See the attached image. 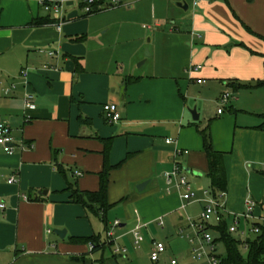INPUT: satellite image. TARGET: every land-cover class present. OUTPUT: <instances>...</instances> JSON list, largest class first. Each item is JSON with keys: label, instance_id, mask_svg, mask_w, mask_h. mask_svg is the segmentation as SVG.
I'll return each instance as SVG.
<instances>
[{"label": "crops", "instance_id": "0c3cea01", "mask_svg": "<svg viewBox=\"0 0 264 264\" xmlns=\"http://www.w3.org/2000/svg\"><path fill=\"white\" fill-rule=\"evenodd\" d=\"M151 1L120 0L115 6L112 0H98L92 13L80 1L67 2L55 14L45 12L39 0H0V81L18 83L13 95H0V123L13 139L12 154L0 146V264H118L128 250L117 242L133 230L155 225L165 240L176 241L180 229L192 236L186 216L196 220L201 205L186 204L182 210L180 197L165 193L162 174L176 160L190 175L186 179L197 198L210 190L196 130L208 123L214 149L223 153L226 211L242 215L250 198L254 217L264 218V130L259 129L264 88L234 92L264 76V0H172L186 14L183 30L171 27L169 33H187L192 63L181 74L136 75L129 64L135 51L129 58L102 35L112 19L118 23ZM135 59L142 55L137 52ZM22 70L35 96L34 110L23 106ZM225 91L234 98L229 110L207 119L199 103L218 101ZM192 103L197 121L190 113ZM105 104L117 106V123L104 119ZM168 139L173 143L166 144ZM104 152L108 164L119 167L110 171L107 201L112 207L100 220L72 203L66 188L75 181L80 191H97ZM10 178L15 183L8 184ZM128 206L136 209L134 220ZM119 213L123 220L116 217ZM127 222L133 227L124 232ZM240 224L246 227L242 219ZM50 227L65 230L64 238L51 237ZM108 232L113 235L110 248L92 250L90 244L69 241L99 236L106 243ZM131 245L140 246H134L133 236ZM116 248L124 252L114 253Z\"/></svg>", "mask_w": 264, "mask_h": 264}, {"label": "rangeland", "instance_id": "374dc122", "mask_svg": "<svg viewBox=\"0 0 264 264\" xmlns=\"http://www.w3.org/2000/svg\"><path fill=\"white\" fill-rule=\"evenodd\" d=\"M78 0H64V5L67 2H76ZM151 1V0H148ZM155 4L148 3L147 8H143L139 13L127 14L126 16H121L118 21L112 19V25L110 30L103 34L102 37L104 40L111 38L112 41L117 42V46L122 50L124 55L128 54L130 58V53L135 51L134 58L129 59L131 68L137 74H147L151 75L153 73H183L184 69L192 63L189 59L190 48L187 46V41L185 36L187 33H169L171 27H180V24L185 23L182 18L186 12L178 10L172 3V0H154ZM155 6L156 9L153 10ZM155 12V15H154ZM187 14H190L187 12ZM149 27V30L145 29ZM181 31L183 27L179 28ZM105 31V30H103ZM102 31V32H103ZM101 32V33H102ZM148 51L149 56L145 55V52ZM142 55V59L137 61L135 59L136 53ZM141 62H143L141 64ZM169 65L173 66L172 69L168 68ZM165 68H168L166 70ZM184 79L186 75H182ZM234 98H231L229 103L223 107L219 105V102L214 100L213 102L199 103V109L203 106V112L207 116V119L213 117L217 109L222 108L224 112L229 110L230 102ZM197 109L196 105L192 103V109ZM198 113V112H197ZM202 121V120H201ZM208 121V120H207ZM198 123V122H196ZM191 179L190 175H186ZM250 199V198H247ZM246 199V200H247ZM251 200V199H250ZM128 213L132 220L136 218V209L134 207L128 206ZM110 214V213H109ZM120 214V213H119ZM118 216L120 219L125 217L121 213ZM114 217V216H113ZM88 218H91L88 216ZM112 220V218L110 219ZM168 218L164 219V227ZM98 221H96L97 224ZM187 225V224H186ZM132 223H126L124 232H128L132 228ZM153 227V228H152ZM146 230H141L140 233L143 235L144 241L140 244L139 247L133 249L131 245L132 236L125 235V238L118 241L117 245L120 246L124 243L127 247L128 253L126 259H123L118 262V264H170V261H175L176 264H203V261L192 262L191 260V246L184 240L181 241L180 237L177 234L176 241L164 239V234L159 232L158 228L154 226ZM240 229L245 227L241 224L239 225ZM51 231V237H55L54 228H47ZM152 230L156 231V235L149 234ZM185 230V229H184ZM117 234V229L113 228L111 232ZM101 232V231H100ZM190 233L188 230H185L184 234ZM149 234V236H148ZM210 234L216 238V234L210 232ZM254 236L249 235V239H252ZM155 242H161L166 247V254H164L161 260L158 263H153L149 259L150 254V242L151 240ZM242 255L246 256V250H242ZM108 256L109 252L106 253ZM215 256L220 260L225 258V251L222 244H216Z\"/></svg>", "mask_w": 264, "mask_h": 264}, {"label": "built area", "instance_id": "2783aa9c", "mask_svg": "<svg viewBox=\"0 0 264 264\" xmlns=\"http://www.w3.org/2000/svg\"><path fill=\"white\" fill-rule=\"evenodd\" d=\"M85 6V11L87 13H92L94 11V6L98 0H78ZM63 0H39V4L45 12H51L57 14L62 4ZM112 4L117 6L120 5V0H112ZM26 70L20 72V78L22 79V86L25 88L23 95V106L25 110H34V94L28 90V84L26 82ZM200 83V81H198ZM18 87V83L12 81L9 83H4L0 81V95L3 97H9L13 95ZM231 98V93L225 91L221 94L218 102L220 106L226 105ZM222 108L217 110L218 114L222 113ZM102 113L104 119L108 123H117L120 120V113L118 108L114 104H105L102 107ZM13 139L10 136L9 128L6 124L0 123V146L5 148V151L12 154L11 144ZM171 139L166 140V144H172ZM177 155H180V151H176ZM76 175H80L76 173ZM162 178L165 183V193L170 195L176 193L184 205L181 209L184 210L186 204L198 203L201 205V211L196 220L186 216V222L188 228L193 232L192 236H187L184 234V230L180 229L178 235L181 239H186L191 245V260L192 262L203 261V264H221V261L215 256L216 244L214 243V238L209 231L206 230L208 226H216L224 219L230 220L228 225V232L235 235L242 241L249 238V235L257 234L259 232L258 225H264V218L256 219L254 217L255 203L247 199L245 201V211L242 215H232L229 214L225 209V193L220 192L213 194L211 190L203 191L202 197L197 198L196 194L193 192L189 182L186 179L183 166L177 162L173 161L172 170L164 172ZM8 184L15 183L13 178L7 180ZM0 208L3 209L4 205L1 204ZM240 219L246 224L244 229H240ZM115 226L118 222H115ZM158 226L163 227V222L161 219L158 220ZM50 233V231H47ZM112 233L108 232L106 235V244L112 242ZM133 244L134 246H139L143 242V236L139 230L132 231ZM92 249V246H90ZM124 250L116 248L114 253H119ZM166 252V247L161 242H152L151 250L149 254L150 261L153 263H158L162 256ZM170 264H176L175 261H171Z\"/></svg>", "mask_w": 264, "mask_h": 264}, {"label": "trees", "instance_id": "16d2710c", "mask_svg": "<svg viewBox=\"0 0 264 264\" xmlns=\"http://www.w3.org/2000/svg\"><path fill=\"white\" fill-rule=\"evenodd\" d=\"M34 25H40L39 21H34ZM264 73V72H263ZM130 79L125 81V84L130 83ZM245 88H264V76L261 80L250 86H236L234 92ZM262 124L260 130H264V115H260ZM196 130L202 138L203 151L208 163V177L210 179V190L215 195L220 192L225 193L226 176L223 165V153L214 149L212 138L210 135V123L203 128L196 127ZM119 166L111 167L107 162V152H104L103 169L99 174V189L95 192L80 191L77 188L76 182H67L66 192L70 193L72 203L81 205L88 216L104 219V214L112 207L107 201V191L109 185V175L112 169ZM60 173L66 178L65 172L59 168ZM31 199V197H29ZM35 199H32V201ZM229 221L224 219L216 226H208L207 231L217 235L214 238V243L222 244L225 251V258L221 264H264V225H258L259 232L253 234L252 239L245 241L240 240L235 235L228 232ZM107 231V230H106ZM70 242L90 244L92 250L110 248L113 243L101 242L99 236H92L86 239H71ZM242 250H246V256L242 255Z\"/></svg>", "mask_w": 264, "mask_h": 264}, {"label": "water", "instance_id": "95a60500", "mask_svg": "<svg viewBox=\"0 0 264 264\" xmlns=\"http://www.w3.org/2000/svg\"><path fill=\"white\" fill-rule=\"evenodd\" d=\"M177 6L180 7V8H182L183 10H187V6H186L185 4H183V3H179V4H177ZM228 47H230V45H229ZM145 55H146V56H149L148 51L145 52ZM141 63H143V62H141ZM190 113H191V115H192L193 120H194V121H197V120H198V115H197V113H196V109L194 108V109L190 110ZM147 184H148V182H144V183L138 185V186H137V190H138L139 192L143 191ZM43 194H46V192H44ZM54 233H55L60 239H63L64 236H65V233H66V232H65V230H55Z\"/></svg>", "mask_w": 264, "mask_h": 264}]
</instances>
